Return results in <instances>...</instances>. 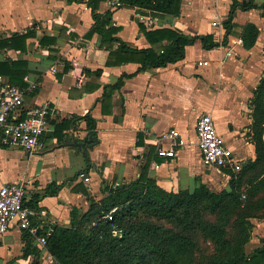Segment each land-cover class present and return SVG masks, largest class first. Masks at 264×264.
Returning <instances> with one entry per match:
<instances>
[{
    "label": "crops",
    "instance_id": "crops-1",
    "mask_svg": "<svg viewBox=\"0 0 264 264\" xmlns=\"http://www.w3.org/2000/svg\"><path fill=\"white\" fill-rule=\"evenodd\" d=\"M88 1L91 0H0L1 37L27 30L36 33L27 40L26 51L1 48L0 60H28L30 72L25 81L29 77L38 86L26 94V106L48 103L53 109L41 149L28 152L17 144L0 146V186L26 181L28 204L32 205L35 194H41L36 207L45 210L55 223L67 224L72 205L83 210L90 206L89 196L81 191L83 186L99 200L104 180L116 184L138 177L150 147L154 145L156 153L161 135L175 128L185 144L174 149V156L157 153L158 159L151 160L149 172L158 184L175 191L192 189L200 181L216 191L228 187L231 174L227 169H235L205 165L197 143L196 122L201 114L210 113L231 156L241 164L255 159L250 98L264 76V8L238 9L226 45L205 49L197 40L186 47L182 60L125 78L107 105L112 113L104 114V86L115 83L124 73H135L140 63L106 65L109 50L102 46L101 36H85L95 23ZM96 4L98 12H111L114 25L119 27L116 35L128 45L158 48L147 39L141 23L148 29L171 27L186 34L213 33L221 40L232 0H182L177 16H155L125 3L111 8L107 0H97ZM248 22L256 23L260 29L256 44L250 49L244 47L241 39ZM43 35L51 38L48 46L39 42ZM117 46L118 42H114V49ZM229 51L231 55L227 54ZM51 67H57V72ZM98 68L103 69L101 75L87 72ZM0 75L13 83L8 76ZM88 113L97 119L92 133L98 143L85 156L72 143L91 131L84 118L73 116ZM64 119L72 121L59 141L53 132L56 123ZM160 144L170 147L168 139H160ZM72 158L76 159L74 170ZM68 169L71 171L66 172ZM51 182L67 184L57 195L43 196ZM259 225L262 229L252 239L256 246L264 239V225ZM24 235L15 226L0 235V264H31L36 258L35 248L41 260V247Z\"/></svg>",
    "mask_w": 264,
    "mask_h": 264
},
{
    "label": "trees",
    "instance_id": "trees-1",
    "mask_svg": "<svg viewBox=\"0 0 264 264\" xmlns=\"http://www.w3.org/2000/svg\"><path fill=\"white\" fill-rule=\"evenodd\" d=\"M96 2L88 1L95 23L85 36L94 33L101 36L102 46L109 50L107 66L130 61L140 63L135 73H124L115 83L104 86V114L112 113L107 105L114 92L122 88L125 78L182 60L186 47L197 40L205 49L226 45L238 9L264 8V3L256 0H232L230 13L223 22L226 32L221 40L213 33L186 34L171 27L148 29L141 23L147 39L158 48H139L116 35L119 27L114 25L111 12H98ZM124 3L146 9L155 16H177L182 0H124ZM259 33L254 22L244 26L241 39L246 49L256 44ZM35 35L34 31L27 30L6 38L0 36V49L26 51L27 40ZM49 40L43 35L39 42L48 46ZM114 42H118L116 49ZM29 72L30 62L26 59L0 60V74L8 76L13 84L26 86L25 76ZM87 72L101 75L103 69H87ZM250 105L253 109L250 134L256 157L245 161L238 171L224 167L231 174L228 187L216 191L200 181L192 189L167 190L150 175L151 160L158 159L156 147L152 145L138 177L118 185L104 180L99 200L82 187L81 191L89 196V208L71 206L69 223L53 226L48 250L60 264H264V239L251 251L246 249L252 238L253 219H264V76L253 90ZM73 117L84 118L91 132L97 127V119L90 113ZM72 119L56 123L53 136L59 141L64 138V130L70 128ZM0 146L7 147L2 143ZM66 184L51 182L42 195H57ZM40 198L41 194H35L31 206H37ZM115 207L113 220L106 219L105 215ZM27 236L25 233L24 238ZM35 250L36 258L31 264H42L38 248Z\"/></svg>",
    "mask_w": 264,
    "mask_h": 264
},
{
    "label": "built area",
    "instance_id": "built-area-1",
    "mask_svg": "<svg viewBox=\"0 0 264 264\" xmlns=\"http://www.w3.org/2000/svg\"><path fill=\"white\" fill-rule=\"evenodd\" d=\"M107 1L111 8H119L124 4V0ZM227 54L231 55V52ZM51 70L57 72L58 69L51 67ZM26 83V86L21 87L4 80L0 75V143L17 144L28 152H34L43 147L42 136L49 129L53 109L48 103L26 106V94L38 86L37 82L29 77H26ZM196 133L198 147L206 166H230L235 171L241 169L242 164L231 156L232 152L218 132L210 113H203L198 117ZM160 139H168L170 147L160 144ZM184 144V139L174 128L158 139L157 153L162 156H174V149ZM118 184L120 182L116 183ZM27 189L26 181L22 180L6 182L0 186V235L14 226L18 227L43 250L42 264H60L47 248L48 237L56 223L48 218L45 210L28 204ZM116 209L117 207L113 208L105 218L113 220Z\"/></svg>",
    "mask_w": 264,
    "mask_h": 264
},
{
    "label": "water",
    "instance_id": "water-1",
    "mask_svg": "<svg viewBox=\"0 0 264 264\" xmlns=\"http://www.w3.org/2000/svg\"><path fill=\"white\" fill-rule=\"evenodd\" d=\"M70 142V139H69ZM98 143V138L92 132H88L86 135L80 139L74 140L73 145L77 146L79 149H82L83 154L87 156L88 149L94 147ZM88 160V157H87ZM84 178L87 177V174L83 175Z\"/></svg>",
    "mask_w": 264,
    "mask_h": 264
},
{
    "label": "rangeland",
    "instance_id": "rangeland-1",
    "mask_svg": "<svg viewBox=\"0 0 264 264\" xmlns=\"http://www.w3.org/2000/svg\"><path fill=\"white\" fill-rule=\"evenodd\" d=\"M72 159H73L72 160V163L74 164V162H76V159H74V158H72ZM53 161H55V159H53ZM75 168H76V164L73 165L72 170H74ZM70 169H68L66 172L71 171ZM57 172H58V170H55V172L53 173L54 176H56V173ZM253 221L255 222V224H254V228H253V231H252V238H251V240L246 245L247 251H251L257 245L256 243L252 242V239L254 238V236L256 235V233H259L258 231L260 229H262V226L259 225V224L262 222V224L264 225V219H253Z\"/></svg>",
    "mask_w": 264,
    "mask_h": 264
}]
</instances>
